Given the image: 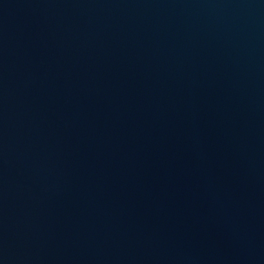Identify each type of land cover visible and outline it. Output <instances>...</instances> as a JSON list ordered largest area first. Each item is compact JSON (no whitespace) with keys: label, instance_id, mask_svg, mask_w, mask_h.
<instances>
[{"label":"water","instance_id":"95a60500","mask_svg":"<svg viewBox=\"0 0 264 264\" xmlns=\"http://www.w3.org/2000/svg\"><path fill=\"white\" fill-rule=\"evenodd\" d=\"M0 264H264V0H0Z\"/></svg>","mask_w":264,"mask_h":264}]
</instances>
